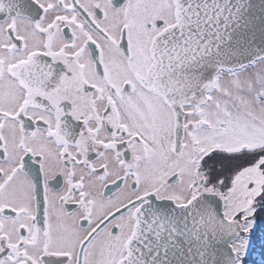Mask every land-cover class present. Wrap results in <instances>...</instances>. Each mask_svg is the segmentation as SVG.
<instances>
[{
	"label": "snow or ice",
	"instance_id": "6c2138e0",
	"mask_svg": "<svg viewBox=\"0 0 264 264\" xmlns=\"http://www.w3.org/2000/svg\"><path fill=\"white\" fill-rule=\"evenodd\" d=\"M0 264H264V0H0Z\"/></svg>",
	"mask_w": 264,
	"mask_h": 264
}]
</instances>
